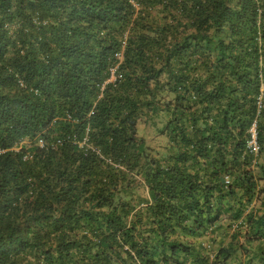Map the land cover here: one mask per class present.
<instances>
[{
  "label": "trees",
  "instance_id": "16d2710c",
  "mask_svg": "<svg viewBox=\"0 0 264 264\" xmlns=\"http://www.w3.org/2000/svg\"><path fill=\"white\" fill-rule=\"evenodd\" d=\"M0 264H264V0H0Z\"/></svg>",
  "mask_w": 264,
  "mask_h": 264
},
{
  "label": "rangeland",
  "instance_id": "374dc122",
  "mask_svg": "<svg viewBox=\"0 0 264 264\" xmlns=\"http://www.w3.org/2000/svg\"><path fill=\"white\" fill-rule=\"evenodd\" d=\"M140 133L144 135L148 144L151 146H156L160 142V140H162L161 137L160 138L156 137L155 130L149 126H145V127L141 126Z\"/></svg>",
  "mask_w": 264,
  "mask_h": 264
},
{
  "label": "built area",
  "instance_id": "2783aa9c",
  "mask_svg": "<svg viewBox=\"0 0 264 264\" xmlns=\"http://www.w3.org/2000/svg\"><path fill=\"white\" fill-rule=\"evenodd\" d=\"M250 132V139L248 141V147L253 153H257L258 151V145L256 141V131H255V125L253 124L252 127L249 130Z\"/></svg>",
  "mask_w": 264,
  "mask_h": 264
}]
</instances>
